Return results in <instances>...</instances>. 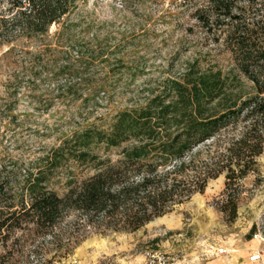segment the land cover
Segmentation results:
<instances>
[{
    "label": "rangeland",
    "instance_id": "1",
    "mask_svg": "<svg viewBox=\"0 0 264 264\" xmlns=\"http://www.w3.org/2000/svg\"><path fill=\"white\" fill-rule=\"evenodd\" d=\"M203 4L82 0L46 33L0 42V166L12 172L31 166L83 126L106 127L118 110L167 91V80L179 78L192 62L201 72L219 71L226 88L237 95L252 93L231 52L204 37L193 15ZM66 61L71 70L62 69ZM243 123L239 118L231 132ZM110 155L116 157L114 151ZM255 168L234 191L235 215L229 204L218 208L225 200L226 178L220 173L203 192L134 231L85 230L82 220L75 222L78 235L70 231L53 242L17 231L14 244L0 248V264H264V257L248 261L250 254L264 250V152ZM57 174L52 182L60 192L62 175ZM69 219H75L73 213Z\"/></svg>",
    "mask_w": 264,
    "mask_h": 264
},
{
    "label": "trees",
    "instance_id": "2",
    "mask_svg": "<svg viewBox=\"0 0 264 264\" xmlns=\"http://www.w3.org/2000/svg\"><path fill=\"white\" fill-rule=\"evenodd\" d=\"M80 1L0 0V42L46 33ZM193 15L204 37L231 52L253 92L237 95L219 71L201 72L192 62L167 80V91L118 110L106 127L83 126L31 166L14 172L0 166V248L12 246L14 234L24 230L53 242L74 232L78 220L85 230H137L203 192L220 173L225 200L218 208L229 204L235 215L234 191L264 152V0H204ZM65 63L62 69L71 70ZM239 118L243 125L231 132ZM208 144L212 150H204ZM56 174L62 175L60 192L52 182ZM70 213L75 219L68 221Z\"/></svg>",
    "mask_w": 264,
    "mask_h": 264
},
{
    "label": "built area",
    "instance_id": "3",
    "mask_svg": "<svg viewBox=\"0 0 264 264\" xmlns=\"http://www.w3.org/2000/svg\"><path fill=\"white\" fill-rule=\"evenodd\" d=\"M264 250H256V252L250 254L248 256V261L251 263L260 262L263 260Z\"/></svg>",
    "mask_w": 264,
    "mask_h": 264
}]
</instances>
